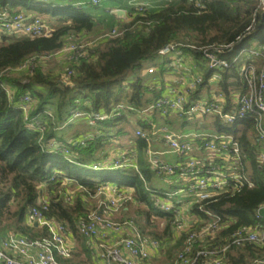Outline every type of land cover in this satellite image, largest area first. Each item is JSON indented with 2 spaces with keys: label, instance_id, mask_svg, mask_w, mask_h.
<instances>
[{
  "label": "trees",
  "instance_id": "1",
  "mask_svg": "<svg viewBox=\"0 0 264 264\" xmlns=\"http://www.w3.org/2000/svg\"><path fill=\"white\" fill-rule=\"evenodd\" d=\"M255 7V0H170L165 6L149 9L144 14L133 11L119 26V35L105 39L78 64L70 66L73 74L70 81L65 82L60 76L46 73L39 62L42 57L60 50L67 35L91 31L95 24L91 12L73 4L0 0V13L37 10L39 15L58 23L50 37H29L0 47V228L20 235L47 236L46 227L27 223L29 210L40 207L38 200L46 189L49 204L45 216L59 221L69 232L79 236L77 225L89 211L85 196L96 194L101 185L116 184L132 187L136 200L147 205L146 218L150 219L152 212L163 217L166 220L164 233L171 235L177 206L175 204L168 212L158 207L157 197H165L169 192L150 183L153 174L159 178L164 175L159 176L142 154L149 148L152 136L134 138L139 151L138 170L115 168L106 161L114 147L113 139L132 134L123 123L133 114L142 115L143 109L163 95L162 87L146 85L142 77L131 81L128 77L143 60L167 56L160 55L159 51L169 44H179L187 48L190 55L202 59L201 51L190 46L233 43L234 50L227 48L224 53L231 66L223 71L218 86L228 98L232 91H244L242 82L228 80L237 79L239 74L240 63L232 62L238 49L250 45L251 39L264 44L263 13L256 16L252 25ZM25 62H30L32 67L20 72L18 68ZM156 68L159 73L166 71ZM207 83L205 81L191 98L200 97ZM7 86L13 90L12 98ZM146 89L152 92L151 99L145 98ZM24 95L33 100L28 112L19 105ZM119 105L123 107L118 110ZM76 111L90 115L69 122ZM112 112L117 114L114 119L95 116ZM157 113L153 112L150 117L155 123ZM84 119L94 127L100 123L98 132L85 136L84 131L76 130L75 123ZM210 124L217 132L237 136L244 152L243 172L254 183L234 194H222L191 206L189 212L200 219H207L206 212L210 211L228 220L229 227L221 232L225 237L239 227H255L258 223L256 210L264 204V165L258 161V153L264 150V142L258 140L251 118L233 124H223L215 118ZM137 126L149 135L154 129L141 118L137 119ZM53 140L58 146H49ZM67 181L80 189L73 201L66 199ZM195 228L192 225L188 231ZM188 231H182L173 244L176 253L183 248ZM169 250L171 256L173 251ZM256 256L264 259V245L246 244L230 251L224 264H251Z\"/></svg>",
  "mask_w": 264,
  "mask_h": 264
},
{
  "label": "built area",
  "instance_id": "2",
  "mask_svg": "<svg viewBox=\"0 0 264 264\" xmlns=\"http://www.w3.org/2000/svg\"><path fill=\"white\" fill-rule=\"evenodd\" d=\"M48 1V0H42ZM102 0H92L94 6L101 4ZM134 8V12L144 14L149 9H154L147 0H126ZM256 7L253 10V23L256 16L264 13V0H255ZM77 6H81L78 3ZM156 9V8H155ZM252 28V27H251ZM249 28V29H251ZM54 28L40 15H28L24 12L10 14L0 13V32L23 33L30 38L50 37ZM120 34L119 26L113 28L105 38ZM241 40V39H239ZM257 43V47L251 45L241 46L236 52L232 62L240 63L245 54V60L241 64L237 79L229 78L228 81L242 82L244 91H232L228 98L223 91H216L215 95L206 98H191V95L205 82L204 87L210 91L211 82L220 83L223 71L230 68L231 63L224 56L226 49L234 50V44H212L203 47L190 46L201 51L202 59L190 55L187 61L190 73L177 79V88L170 94H163L161 98L151 102L141 112H159L162 116H176L186 121L196 117L212 116L219 119L223 124H233L236 121L251 118L258 140L264 142V44ZM184 49L179 44H169L162 48L160 55H168L173 51ZM88 49L85 45L77 42H69L55 52L66 54L69 68L79 63L86 57ZM206 61V64L204 63ZM177 62L184 64L180 57ZM32 65L25 62L18 70H28ZM68 68L67 77H71L73 70ZM155 66L147 69L148 74H155ZM173 72L176 69H169ZM179 71V70H178ZM155 79V78H154ZM155 85V81H152ZM156 88V86H154ZM10 98L13 90L6 87ZM180 91V92H179ZM32 99L29 95L21 97L19 105L25 112L32 107ZM119 105L116 109L122 108ZM139 112V111H138ZM140 113V112H139ZM87 112H75L69 119L73 121L78 117H89ZM98 119H114L117 114L97 113ZM155 126L153 120L146 121ZM31 126H33L31 124ZM165 135L162 142L170 148V151L178 156V164L160 162L158 155L163 152L148 150V159L153 169L159 176L164 175L167 179H176L183 187L174 193H167L165 197H157L156 204L163 211H170L176 194L191 196V205L186 210L190 211L194 203L211 201L222 194H234L243 187H252V179L243 172L244 155L239 139L232 133H220L215 129L207 132H180L172 128H163ZM139 137H150L149 132L138 129ZM82 142H84L82 140ZM49 146H58L57 141H51ZM130 151L121 152L115 158L113 167L134 168L138 170L135 153L130 156ZM258 161L264 165V150L258 153ZM134 189L129 186L116 184L101 185L96 194L104 196L96 211H88L86 218L79 221L77 228L80 235L88 239L90 247H95L97 238L101 239L96 247V254L108 264H143L151 257V250H157L161 246L158 239L148 237L140 231L134 219L115 221L113 214L121 212L125 205L134 201ZM69 200H71L69 198ZM39 206L32 207L27 214V223L46 227L48 235L42 238H32L25 235L11 234L0 243V263L5 264H62L59 259L71 257V246L67 241V228L55 219H48L44 211L48 208V199L41 196ZM177 206V216L174 221L176 229L188 231L191 226L195 229L188 231L183 248L176 254L171 264H224L228 253L236 247L246 244L264 245V204L260 205L255 214L258 223L255 227H239L225 237L221 232L228 228L230 223L223 219L220 214L207 211V219L194 218L191 224L179 215L180 208ZM126 207V206H125ZM121 234V238L109 244L106 241L109 232ZM126 233V235H125ZM93 247V248H94ZM36 248V250H32ZM262 254V253H257ZM251 264H264V259L256 256Z\"/></svg>",
  "mask_w": 264,
  "mask_h": 264
},
{
  "label": "rangeland",
  "instance_id": "3",
  "mask_svg": "<svg viewBox=\"0 0 264 264\" xmlns=\"http://www.w3.org/2000/svg\"><path fill=\"white\" fill-rule=\"evenodd\" d=\"M83 1L86 3L87 5L86 7L89 11H91V14L93 17L97 16L98 14H102V16H105V17H110L107 14L108 6L117 5L120 2V0H103V3L100 4L99 6H92L89 4V0H83ZM30 12L39 14L37 10H30ZM105 17H102V18H105ZM48 19L49 18H46V20L51 24L52 27L58 24L57 22L50 20V19L48 20ZM98 27L99 28H96L93 32H91L92 35H91L90 41L85 40L84 42L80 43L82 45H85L88 51L90 50L92 51V49L98 47L105 39H107L105 38V35H108L110 33L109 32L110 29L108 28L107 25L100 24ZM1 34L2 33L0 32V35ZM250 45L252 47H257V43L254 39H251ZM179 57L184 60V64H180L177 62V59ZM189 59H190L189 50L187 48H184L181 51H173L167 56H156L152 59L143 60L140 66H137L135 69L131 71V74L129 75L128 80L131 81L134 78L142 77L146 85L150 84L152 86L153 83L150 82V74L147 73V68L149 66H155L161 69L165 68L166 70L173 68V69L181 71L180 74H177V77L178 78L182 77L186 73L188 72L190 73V68L187 67L188 65H185L187 64V61ZM244 60H245V54L242 56L240 66L244 62ZM66 62L68 63V58L66 59L65 57L60 56L54 52L47 56L42 57L39 62V65L43 68V70L46 73H49L51 75L58 76V77L60 76L61 79L69 82L70 77H67L68 69H66ZM204 63L206 64V61H204ZM19 71L22 72V71H25V69H21ZM127 83L128 81L126 82L125 85H127ZM209 89H210L209 92H207V89L203 91V94L201 95L202 98H206V95L208 97L214 96L216 91L220 90V87L218 86V83L211 82ZM152 96H153L152 92L146 89L145 98L151 99ZM152 115H153L152 112L144 113L137 117L136 115L133 114L131 117H129L128 120L125 121V123L121 122V124L123 123L126 129H128V131H130L132 134L131 136H122V137L119 136L115 140L113 139V143H111V145H113L114 146L113 148H116V149L113 150L112 148L110 150L111 152L109 156L107 157V161H110L111 159L114 160V158L117 156L115 152L121 153V152L130 151L129 152L130 156H133L135 153L134 157H137V156L139 157V151H137L136 153V150H132L133 147L131 146L134 143L135 136H137L136 131L140 129L137 126V119L141 118L142 121L146 122L148 119H150ZM157 116H158V119L156 120L154 129L152 132L150 131L151 135L149 136H152V137H150L151 143H150L148 150H154L156 147V149H159V152H162V151L165 152L164 155L163 154L158 155L160 162H169L172 164H174L173 161L178 162V156L175 153L171 152L170 148L164 145L162 142V139L165 135V131L163 130V128L168 127V128H172L174 131H180V132L184 131L187 133H190L192 131L198 132V133L207 132V131H212L214 129L213 124H210L211 121L214 120L212 119V116L196 117L195 119L191 121H187V123L184 121V119H180L178 117L177 118H174L173 116L165 117V116H162L160 113H157ZM75 124H76L75 125L76 130L79 129V131H84L85 136H88V134H93L95 132H98L99 130L98 128L101 126L100 123H97V125L94 127L93 123L89 124L86 119L82 121H78ZM90 132H93V133H90ZM222 133H225V132H222ZM148 150L142 152L143 158L145 159V161L146 160L149 161L148 155H147ZM150 167L153 168L152 164ZM94 176L96 180H99L98 177H96V175ZM166 179H167L166 177L159 178L155 174H153L150 184L153 187L161 191H168L171 193H174L183 187L182 183L170 182V181H167ZM71 183L72 182H70L69 184H66V188H65L66 189V199L69 200L70 198L71 201H73L75 200V197H77V195L80 193L79 192L80 189L78 187L76 188ZM43 196L46 198H48L49 196V193L46 191V189H43ZM191 199H192L191 196H188L186 194H184V196H181V194H176L173 198V202L179 203L181 201L182 206H184L187 203H189ZM85 200H86L89 211H96L101 201L104 200V196L101 194H91V195L85 196ZM132 203L133 201L131 203H128L125 206L132 207L131 214L133 213V215L130 216V215L124 214V216L122 217L121 216L117 217L116 215L125 213L123 209L121 212H119L120 211L119 210L117 213L113 214L115 215V217L113 216V219L115 221H124L126 219H134L136 222L141 224L143 226V230H141L142 233L148 234L150 236L152 235L158 240L160 239L159 241L163 242L165 245L164 246L165 250L163 249L164 252L162 251L160 256L155 259H152L151 262L154 264H171V262L174 260L175 255L178 252L176 253L174 251V249L172 248L173 244L169 242H171V239L174 240L176 237L177 238L175 239V241H177L180 238L182 231L180 232L179 229L176 230L174 226L173 228L175 229L172 228L171 235H166L164 233L165 227H166V220L163 217L156 214V215H153L154 217H151L150 219H148L146 218V215H144V211L148 209L147 205L145 203H139L137 205H134V203L133 204ZM158 235H160V238L158 237ZM172 235L174 236L172 237ZM169 249L173 251L171 256L169 255V252H170Z\"/></svg>",
  "mask_w": 264,
  "mask_h": 264
},
{
  "label": "crops",
  "instance_id": "4",
  "mask_svg": "<svg viewBox=\"0 0 264 264\" xmlns=\"http://www.w3.org/2000/svg\"><path fill=\"white\" fill-rule=\"evenodd\" d=\"M37 1H42V0H37ZM91 1L92 0H89V4L90 5H92ZM169 1L170 0H147V2H149L151 5H153V7L156 8V9H159V8L165 6ZM48 2H50V3L54 4V5H60V6L67 5V4H73V5L77 6L78 3H81V6L87 9V7H86L87 5H86V3L83 0H48ZM102 3H103V0L101 1V4ZM99 5H97V6H99ZM92 6H94V5H92ZM117 10L125 11V16L126 17H118L117 15H115L114 11H117ZM133 11H134V8H132L126 0H120V2L117 5L108 6L107 14L110 17H105V16H102V14H98L97 16L94 17L95 24H94V27H93V29L91 31H89V32L82 31V32H78V33L74 32V33H71V34L67 35V37L65 39V45L67 43H69V42H79V43H81V42H84L85 40L90 41V38H91V35H92L91 32H93L96 28H99L98 26L100 24L107 25L108 28L111 31L113 28L118 27V26L122 25L123 23H125L132 16ZM22 12H24V13H26L28 15H39V14L32 13V12H30V10H26V9H22ZM40 16H42V15H40ZM42 17L45 20H46V18H49L47 16H42ZM102 17H105V18H102ZM53 28H55V25H54ZM27 38H29V36H27V35H25L23 33H17V32L6 33L5 32V33H2L0 35V47L3 46V45H7L9 43H12L14 41L24 40V39H27ZM90 43H92V42H90ZM96 43H97V41H96ZM85 44H87V43H85ZM58 55L63 56L66 59L68 58L66 54H58ZM149 67H152V66H149ZM68 68H69V64L66 62V69H68ZM180 73H181V71H178V70L173 71V72H171L169 70H166L164 73L156 72L154 75L150 74V82H152L154 80L155 81V85L154 86H156V88L162 87L163 88V94H170V93L173 92V90L175 88H177V82H176L177 79H178L177 74H180ZM65 82H67V81H65ZM205 89L206 88H203L201 90L202 93H203V91ZM201 95L202 94H200V97H201ZM88 123L90 124L89 121H88ZM182 132H184V131H182ZM131 146L133 147L132 150H136V153H137L138 150L136 149L134 143ZM154 150L155 151H159V149H156V147H155ZM115 154L118 155L119 153L115 152ZM164 154H165V152H163V155ZM109 162H110L111 165H113L114 161H113V159H111L110 161H107V163H109ZM173 162H174V165H177L179 161L178 162L177 161H173ZM166 180L170 181V182L180 183L176 179H166ZM69 183H70L69 181L65 182V184H69ZM75 187L77 188V186H75ZM132 192H133V195L135 197L134 191H132ZM134 199H135L133 201L134 205H137V204L141 203V202H138L136 200V198H134ZM179 203H180V205L179 206L177 205L178 208H180V210H178L179 211V215H181L183 219L186 218L188 220L189 224H191L192 221H194V218L196 216H194L193 214H191L189 211L186 210V207H187V205L190 204V202L187 203L184 206H182L181 201ZM131 209H132V207H130V206L128 207L127 206L123 210V211H125V213L122 212L123 214H119V215H116V216L117 217H119V216L122 217V216H124V214L131 216V215H133V213L131 214ZM153 215H156V214H154L152 212L151 217H154ZM113 216L115 217V215H113ZM34 225H36V224H34ZM136 225H137V227H138V229L140 231L143 230V226L141 224L136 222ZM192 225H189V226H192ZM36 226H39V228H41L40 225H36ZM195 226L196 225H194V228H195ZM173 229H175V228H173ZM176 230H178V229H176ZM180 232H181V230H180ZM11 234H17V233L13 232L11 229H5V228L1 229L0 228V243L5 238H7L9 235H11ZM78 234H79V236L78 235H74L71 231L69 232L67 230V241H68V243H69V245L71 246V249H72L71 257L70 258H66V259L60 258L59 261L62 264H108L105 260L99 258L97 256L96 252H95L96 251L95 249H96L98 243L101 241V239L97 238L95 240L97 242H96V246L95 247L93 246L94 247L93 248V247L89 246L88 239L86 237L80 235L79 232H78ZM125 235H126V233H125ZM144 235H146L148 237H153L152 235L150 236L148 234H144ZM25 236L32 237V238H39L40 237L37 234L31 235V236L30 235H25ZM173 236L174 235H172V237ZM119 238H121V234L120 233H116L114 231H111V232H109L108 237L106 238V241L109 244H114V243H116L119 240ZM153 238L157 239L155 237H153ZM175 239L174 240L171 239V242H169V243L175 244L176 243ZM160 244H161V246H160L159 249L151 250L150 259L147 260V261H144L143 264H154V263L151 262V260L159 257L161 252L164 249V246H165L163 242H161ZM32 250L34 251V250H36V248H34ZM0 264H5V263L1 262Z\"/></svg>",
  "mask_w": 264,
  "mask_h": 264
},
{
  "label": "water",
  "instance_id": "5",
  "mask_svg": "<svg viewBox=\"0 0 264 264\" xmlns=\"http://www.w3.org/2000/svg\"><path fill=\"white\" fill-rule=\"evenodd\" d=\"M114 14L117 15L118 17H126L125 11H123V10L114 11ZM263 20H264V13H263ZM36 225H37V223H36Z\"/></svg>",
  "mask_w": 264,
  "mask_h": 264
}]
</instances>
